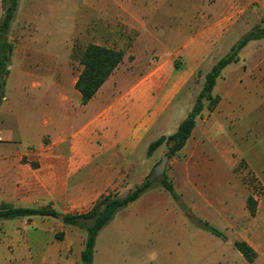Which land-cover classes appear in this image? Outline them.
I'll use <instances>...</instances> for the list:
<instances>
[{"label":"crops","instance_id":"obj_1","mask_svg":"<svg viewBox=\"0 0 264 264\" xmlns=\"http://www.w3.org/2000/svg\"><path fill=\"white\" fill-rule=\"evenodd\" d=\"M112 1L120 8L122 3H133L132 0ZM185 15L178 18L177 30L172 35L188 30L193 32L194 35L175 54L182 58L185 50L189 62L177 65L173 56L154 62L147 57L126 62L124 54L123 61L86 105L81 104V94L75 88L78 76L69 75L67 80L59 74L22 73L16 78L13 91L20 100H25L24 106L37 104L41 115L31 118L35 126L32 140L24 141L16 137L10 127L0 126V208L2 204L22 209L49 208L63 217L83 214L102 197L128 194L133 187L139 186L137 181L143 182L149 176L156 153L161 147L166 148L162 145L149 154L150 145L161 137L174 134L191 113L193 108L186 111L181 97L201 71L206 58L204 54L214 47L215 37L224 35L228 25L223 15L213 22L207 21L205 16H195L190 23L186 22ZM109 19L104 10H98L97 23L93 26L104 27ZM147 21L154 28L155 25L159 27L151 20ZM147 34L154 35L151 31ZM95 45L106 47L99 41ZM216 63H210L201 76L202 81ZM237 63L225 67L222 75ZM243 69L246 72L245 67ZM9 83L10 80L3 91L1 104L9 105L14 96L9 92L5 94ZM214 89L213 95L219 96L220 102L213 112L207 111L201 139L195 141L199 116L184 148L169 159L185 157L186 166L179 171L188 178L191 176L188 162L198 163L199 159L212 160L217 156L229 160L233 145L216 143L215 135L221 136L222 130H228V125L235 121L241 122L244 131L248 130L252 112L249 109L240 112L237 106L245 90L235 85L230 93L220 96ZM229 97L233 99L232 105L224 106ZM158 209L166 215L169 210L162 205H146L145 216L150 217V213ZM175 217L170 223L163 218L157 222L158 226H169L176 232L163 242L161 264H263L260 251L253 262H248L234 247V242L200 229L197 221L198 229L191 233L185 216L177 213ZM33 218H39V227ZM54 219L34 216L0 220V264H71L68 255L74 240H69L67 235L64 241L54 240L51 230L58 226ZM150 220H143L139 213L131 217L129 213L117 212L102 229L112 227L115 234L100 241L102 231L99 233L92 264H119L127 259L119 251L118 243L142 244L151 238L144 240L116 234L126 232L129 226L144 227L151 223ZM60 225L62 229L67 226L63 221ZM30 228L31 231H26ZM238 241H245L253 248L248 239ZM85 242L83 238L79 244L82 251ZM109 243H113L112 246ZM82 251L77 256L81 264Z\"/></svg>","mask_w":264,"mask_h":264},{"label":"rangeland","instance_id":"obj_2","mask_svg":"<svg viewBox=\"0 0 264 264\" xmlns=\"http://www.w3.org/2000/svg\"><path fill=\"white\" fill-rule=\"evenodd\" d=\"M132 1L122 3L120 8L112 0H19L9 31L3 33L0 30V126L4 124L10 127L16 137L24 141L33 139L35 126L31 118L39 117L41 113L37 104L24 106L22 103L25 100H20L13 91L14 81L22 73L59 74L67 80L69 75L76 78L82 70L77 53L98 41L106 47L123 51L126 62L146 57L154 62L173 56V61L181 65L182 62H189L187 52L184 50L182 58L175 54L194 34L188 30L172 35L177 30L175 25L178 18L186 13V22H192L195 16H205L207 21L213 22L223 15L228 24L224 35L215 37L214 47L204 54L206 58L201 71L181 97L186 111H190L204 84L201 76L209 69L210 63L228 56L233 46L247 34L258 30L264 33V0ZM9 2L0 0V25L4 8ZM230 7H233L232 10H229ZM98 10H104L111 20V23L107 20L106 25L99 29L93 26L97 23ZM147 20L159 27L155 25L154 28ZM147 31L153 34L155 31V34L148 35ZM239 57V63L218 79L214 90L220 96L230 93L235 85L245 90L237 106L240 112L246 109L252 112L248 118V130L244 131L241 122L235 121L228 125V130H222L221 136L215 135L216 143H229V147L233 145L234 151L229 160L217 156L212 160L199 159L198 163L188 162L187 167L191 171L189 178L181 172L186 166L185 157L169 160L164 175L154 177L153 171L162 158L159 156H164L166 152V148L161 147L149 174L154 187L134 204L118 211L122 215L129 213L131 217L139 213L140 218L146 221L151 219V223L140 228L131 227L132 230L129 226L126 232L116 235L151 239L142 244L118 243L119 251L127 257L119 264H138L140 261L146 264L163 263V242L176 232L169 226H158L157 222L163 218L170 223L177 213L183 214L189 221L191 233L198 229L196 221L204 220L225 234L228 241L248 239L256 253L260 251L264 264V36L250 41L240 51ZM8 80L10 83L5 94L9 92L14 96L9 105H5L1 104V98ZM63 85L68 88V84ZM232 101L229 97L224 106L230 107ZM207 117L208 112L205 110L197 126L195 141L201 139L205 124L203 120ZM179 168L182 170L179 171ZM164 176L172 182L178 200L162 187ZM143 182L136 183L141 185ZM250 196L256 202L254 216L248 209L247 200ZM146 205H162L169 210L166 215L158 209L147 217ZM33 222L40 226L39 218H33ZM53 222L58 225L51 230L54 240L64 241L66 235L69 240H74L68 257L71 264H81L77 256L83 249L79 244L83 238L86 239V230L72 225L62 229L60 219H54ZM59 234L63 235L61 240L57 238ZM109 234H115L112 227L102 231L100 241ZM112 244L109 243V246Z\"/></svg>","mask_w":264,"mask_h":264},{"label":"trees","instance_id":"obj_3","mask_svg":"<svg viewBox=\"0 0 264 264\" xmlns=\"http://www.w3.org/2000/svg\"><path fill=\"white\" fill-rule=\"evenodd\" d=\"M9 1V5L4 8V16L0 25V30L3 33L9 31L19 4V0ZM262 36H264V33H261L260 30L247 34L233 46L228 56L219 60L211 68L210 72L205 75L202 90L197 97L191 113L181 122L174 134L167 137H161L156 142L152 143L149 147V154L154 153L159 147L165 145L167 148L165 156L171 159L184 148L195 128L196 119L201 116L205 110L213 112L220 102V97L213 95V89L217 80L221 78L222 71L228 65L239 62L240 51L250 41L258 40ZM77 57L79 64L82 66V70L78 75L75 88L81 94V104L86 105L95 96L97 91L110 77L117 66L123 61L124 52L95 44H89L84 50L77 53ZM161 185L175 199H179V196L174 191V186L172 182L169 181L168 177L164 176L162 178ZM153 187L154 182L151 179V175H149L141 185L137 186L125 197L121 198L114 195H107L97 201L93 208L87 213L64 216L62 221L65 225L79 226L86 230L87 238L84 250L81 254L82 264H92L96 239L102 229L112 221L115 214L137 201ZM247 203L250 214L254 216L256 212V202L254 198L250 196ZM34 216L60 219L61 214L49 208L22 209L12 208L6 204H2L0 208V220ZM89 221H91L90 224L88 223ZM197 226L224 241L227 240L225 234L211 226L207 221L198 220ZM57 238L61 240L63 235L59 234L57 235ZM234 247L248 262H253L257 258L255 250L245 241H235Z\"/></svg>","mask_w":264,"mask_h":264},{"label":"water","instance_id":"obj_4","mask_svg":"<svg viewBox=\"0 0 264 264\" xmlns=\"http://www.w3.org/2000/svg\"><path fill=\"white\" fill-rule=\"evenodd\" d=\"M168 160L169 158L167 156H162L160 163L155 167V170L153 171L154 177H162L164 175ZM63 218V216H60V219L63 220Z\"/></svg>","mask_w":264,"mask_h":264},{"label":"built area","instance_id":"obj_5","mask_svg":"<svg viewBox=\"0 0 264 264\" xmlns=\"http://www.w3.org/2000/svg\"><path fill=\"white\" fill-rule=\"evenodd\" d=\"M0 141H2V138L0 137Z\"/></svg>","mask_w":264,"mask_h":264}]
</instances>
